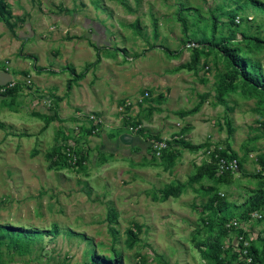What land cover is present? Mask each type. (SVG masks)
I'll return each instance as SVG.
<instances>
[{"label":"rangeland","instance_id":"rangeland-1","mask_svg":"<svg viewBox=\"0 0 264 264\" xmlns=\"http://www.w3.org/2000/svg\"><path fill=\"white\" fill-rule=\"evenodd\" d=\"M3 3L32 37L9 53L28 75L13 78V93L5 90L13 80L0 86V226L36 238L17 248L0 239L2 264H87L92 253L112 256L109 211L116 213L119 264H210L196 242L208 238L214 211L205 204L215 194L224 205L219 219L237 222L219 239L227 249L220 260L241 264L240 243L261 248L264 207L244 210L264 181L263 105L240 86L218 98L226 68L210 37L232 35L264 78V48L243 40L264 39V8L249 0ZM200 39L205 44L193 59L191 46ZM97 57L68 90V69L78 73ZM34 113L57 118L45 126ZM219 150L234 155L237 170L221 172L215 164L194 180ZM53 223L57 235L44 233Z\"/></svg>","mask_w":264,"mask_h":264},{"label":"trees","instance_id":"trees-1","mask_svg":"<svg viewBox=\"0 0 264 264\" xmlns=\"http://www.w3.org/2000/svg\"><path fill=\"white\" fill-rule=\"evenodd\" d=\"M253 6L264 8V4L257 0H249ZM4 0H0V22H3L6 27L9 28L10 32L15 35V26L16 22L12 21V12L9 6H4ZM239 7H241L239 5ZM234 17V16H233ZM231 18V22H234V18ZM182 28L185 29V23L183 19H179ZM215 26V25H214ZM213 31V30H212ZM156 35V34H155ZM233 36L229 37H220L216 41L213 40L212 36L210 37V48L216 49L218 52L221 53V57L225 62L226 71L220 78L219 83L216 86V92L218 98L221 99L227 92H230L234 89V87L240 86V90L242 94L245 95H254L259 99L260 104L263 105L264 111V78L260 72V68L258 63L250 62L249 58L243 57L239 52L240 49L236 44L231 43ZM243 40L249 43L254 49L258 50L264 48V39H261L257 36L252 35H244ZM206 40H194L196 46H191L193 51L192 58L195 59L197 52H198V45L201 46L205 44ZM214 42V44H212ZM238 42V41H235ZM234 42V43H235ZM123 51V49L121 50ZM96 55L98 56V52L96 50ZM99 57L95 59L92 63H89L84 67V69L78 73L74 71V68L68 69L70 78L66 82V88L69 90L73 84H76L80 79H82L86 72L93 66H95L99 62ZM43 69L38 67L36 68L37 72H41ZM47 73L55 74L53 70H46ZM22 75H26L25 71H22ZM18 83H14L11 87H7L6 85V93H13L16 90V86ZM36 117L43 121L44 125L47 126L52 120L56 119L57 116L54 113L53 115H44L40 113H34ZM52 154V153H50ZM215 153L212 154L210 165H206V167H199L196 173L193 176L194 180L201 179L205 174L210 171L211 166L214 168L216 158L214 156ZM218 154V153H217ZM172 156L171 154H166V156ZM219 158L223 159H232L234 155H227L225 150H219L218 154ZM264 167V166H263ZM264 169V168H263ZM223 177V176H222ZM261 189H259L258 198L252 199V205L250 207H246L244 210L246 213L250 210L257 209L258 207H264V201L262 200V196L264 193V181L259 183ZM167 191V189H166ZM169 193H175L176 188H168ZM221 198L218 195H213L211 199L205 204L206 208L212 209L214 211V217L206 223V230L208 231L209 235L208 238L205 240H201L196 242V247L198 251L201 253L202 258L212 260L210 264H229V259L225 258L220 260V255L222 252H226L227 249H224L223 243L219 241L220 238L228 234L229 229L225 226V221L227 219L222 218L219 219V211L224 206L223 203L219 202ZM243 214H246V213ZM116 213L109 211L107 212L106 218L107 222L109 223L108 231L111 236V249H112V256L106 255H95L94 253L91 254L89 261L87 264H119L120 259V252L113 248L114 244L118 242V231L111 225V221L113 218L115 219ZM224 220V221H223ZM222 221V223H221ZM219 228V229H218ZM59 232V227L56 223H53L50 227V230L44 233H52L57 235ZM131 235L132 232L128 231ZM36 238V233H32L27 229L21 227H2L0 226V239H8L10 243L15 247H20L21 243H28ZM263 245L259 249V246L255 243H251L247 248L243 246L242 243L239 246L244 250L246 249V253L240 254L243 256V259L240 260L241 264H264V239L262 240ZM131 239L130 237L127 238V245L130 247ZM202 247V249H201ZM234 253V252H233ZM232 253V254H233ZM247 259H250L247 261ZM4 263L0 259V264Z\"/></svg>","mask_w":264,"mask_h":264},{"label":"crops","instance_id":"crops-1","mask_svg":"<svg viewBox=\"0 0 264 264\" xmlns=\"http://www.w3.org/2000/svg\"><path fill=\"white\" fill-rule=\"evenodd\" d=\"M18 17L15 19L16 22V26H15V35L13 36V34L10 32L9 28L6 27V25L4 24V26L6 27L7 30V34H0V71H6L10 74V76L12 77V80L15 76L19 75L22 73V71H26V69H17L16 66H18V63H20L19 61L17 62H11L10 58V54L14 51H17V49L20 48V44L23 42V44H28V42L31 40V35L28 33V35L26 33L22 34L21 31V27L22 25L19 23H22V16L21 15H17ZM26 24H23V26H25ZM27 26V25H26ZM24 28H31L30 25H28L27 27ZM25 30V29H23ZM32 29H30V33ZM10 53V54H9ZM27 73V72H26ZM28 75V74H27ZM15 79V78H14ZM15 82V80L12 81L11 84H13ZM10 84V83H9ZM10 84V85H11ZM124 135V136H123ZM125 134H122L121 137L125 138Z\"/></svg>","mask_w":264,"mask_h":264},{"label":"built area","instance_id":"built-area-1","mask_svg":"<svg viewBox=\"0 0 264 264\" xmlns=\"http://www.w3.org/2000/svg\"><path fill=\"white\" fill-rule=\"evenodd\" d=\"M139 128V126L134 127L133 131L137 130ZM215 158L217 159L215 164L218 166V168L221 170V172L224 171H236L237 170V162L234 158L228 160V159H223V158H219L218 155H215ZM264 171V170H263ZM257 212H253L251 213V217H261L262 215L259 214ZM226 227H228V229H234L237 227V222L236 221H229L228 223L225 224ZM240 251L244 252L243 254L246 253V249H242L240 246ZM250 259H247V261H249Z\"/></svg>","mask_w":264,"mask_h":264},{"label":"water","instance_id":"water-1","mask_svg":"<svg viewBox=\"0 0 264 264\" xmlns=\"http://www.w3.org/2000/svg\"><path fill=\"white\" fill-rule=\"evenodd\" d=\"M12 81V77L6 71H0V86L6 85Z\"/></svg>","mask_w":264,"mask_h":264}]
</instances>
